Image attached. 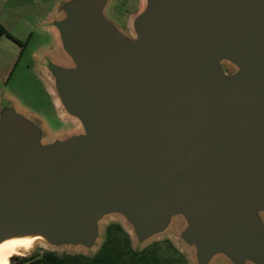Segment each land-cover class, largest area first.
Here are the masks:
<instances>
[{
  "label": "water",
  "instance_id": "95a60500",
  "mask_svg": "<svg viewBox=\"0 0 264 264\" xmlns=\"http://www.w3.org/2000/svg\"><path fill=\"white\" fill-rule=\"evenodd\" d=\"M59 0L39 66L77 129L0 99V244H99L118 215L143 244L175 221L196 264H264V0Z\"/></svg>",
  "mask_w": 264,
  "mask_h": 264
},
{
  "label": "rangeland",
  "instance_id": "374dc122",
  "mask_svg": "<svg viewBox=\"0 0 264 264\" xmlns=\"http://www.w3.org/2000/svg\"><path fill=\"white\" fill-rule=\"evenodd\" d=\"M56 0H0V24L16 39L0 30V99L11 98L41 118L54 135L77 129V121L64 116L51 84L40 72L38 55L54 46L53 34L43 21ZM141 0H109L107 16L130 33V20ZM118 225L121 226L118 227ZM181 222L175 221L163 234L140 244L125 220L112 215L101 224L99 244L51 248L37 241L30 250L11 256L7 264H26L22 258L53 252L64 258L78 255L75 264H196L191 248L178 240ZM212 264H230L217 257Z\"/></svg>",
  "mask_w": 264,
  "mask_h": 264
},
{
  "label": "bare ground",
  "instance_id": "6f19581e",
  "mask_svg": "<svg viewBox=\"0 0 264 264\" xmlns=\"http://www.w3.org/2000/svg\"><path fill=\"white\" fill-rule=\"evenodd\" d=\"M62 113L65 115L64 110ZM38 240L31 238L12 239L0 244V264H7L8 259L21 250H30L37 245ZM45 244L43 241H41ZM46 245V244H45Z\"/></svg>",
  "mask_w": 264,
  "mask_h": 264
},
{
  "label": "trees",
  "instance_id": "16d2710c",
  "mask_svg": "<svg viewBox=\"0 0 264 264\" xmlns=\"http://www.w3.org/2000/svg\"><path fill=\"white\" fill-rule=\"evenodd\" d=\"M0 30L2 33H5V34L13 37L1 24H0ZM13 38L16 41L20 42L15 37H13ZM118 227L121 228L120 225H118ZM77 259H79L78 255L67 256V257L61 258L53 252H46L42 256L34 255L32 257L22 258V261L26 262V261L31 260L29 263H26V264H75V260H77Z\"/></svg>",
  "mask_w": 264,
  "mask_h": 264
},
{
  "label": "crops",
  "instance_id": "0c3cea01",
  "mask_svg": "<svg viewBox=\"0 0 264 264\" xmlns=\"http://www.w3.org/2000/svg\"><path fill=\"white\" fill-rule=\"evenodd\" d=\"M58 3H59V0H56V3H55V8H54V10L52 11V13H50L43 21L46 23L53 15H55V14H57V6H58ZM45 29L46 30H48V31H50L52 34H53V36H54V39H55V43H54V46L52 47V48H50V49H45V50H43V52L45 53V54H51V55H54L55 53H57V50H58V46H59V42H58V39H57V35H56V33H55V31L52 29V28H49V27H45ZM37 58H39V55L37 56ZM38 67H39V70H40V66H39V64H38ZM40 72H41V70H40ZM41 74H42V72H41ZM43 75V74H42ZM20 106L22 107V108H24V109H26L24 106H22L21 104H20ZM27 110V109H26ZM31 112V111H30Z\"/></svg>",
  "mask_w": 264,
  "mask_h": 264
}]
</instances>
